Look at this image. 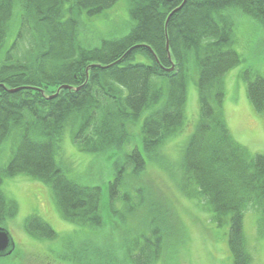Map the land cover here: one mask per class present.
Returning a JSON list of instances; mask_svg holds the SVG:
<instances>
[{
	"label": "trees",
	"instance_id": "16d2710c",
	"mask_svg": "<svg viewBox=\"0 0 264 264\" xmlns=\"http://www.w3.org/2000/svg\"><path fill=\"white\" fill-rule=\"evenodd\" d=\"M117 1L0 0V153L12 147L7 163L0 162V186L16 175L41 181L63 220L99 228L100 189L75 183L55 162L63 131L82 152H117L130 143L128 127L143 116L141 149L151 155L182 127L186 83L195 69L199 116L181 156L195 192L186 195L227 226L232 264H251L243 217L256 211L258 236H264V156H250L229 134L222 81L240 63L228 11L264 28V0H124L125 22L107 30L100 46L83 44V17H98ZM247 81V98L264 116V77ZM144 159L133 149L121 167L114 163L107 192L113 195L126 171L140 172ZM16 212L0 187V224ZM25 229L39 239L55 235L34 216ZM156 241L142 242L133 264H152L159 256Z\"/></svg>",
	"mask_w": 264,
	"mask_h": 264
},
{
	"label": "rangeland",
	"instance_id": "374dc122",
	"mask_svg": "<svg viewBox=\"0 0 264 264\" xmlns=\"http://www.w3.org/2000/svg\"><path fill=\"white\" fill-rule=\"evenodd\" d=\"M114 4L98 17H83L84 29L78 36L83 44L100 46L107 30L125 22L127 3L119 0ZM228 13L232 15V49L239 54L240 63L224 76L223 117L237 144L249 155L264 156V116L254 111L246 95L247 79L264 77V28L240 11ZM122 28L119 26V32ZM189 73L183 125L151 155L141 149L143 116L128 127L130 143L117 152H82L71 142L70 131H63L55 162L70 180L100 189L103 223L99 228L63 220L50 188L41 181L22 175L3 181L1 193L16 204L17 213L0 224L14 243L13 252L0 257V264H133L138 246L147 240L159 243V256L152 264H232L227 226L212 220L201 202L186 195L194 194L195 189L184 178L181 156L199 115L197 73L195 69ZM8 148L0 153L4 164L12 150L9 143ZM133 149L143 153L145 166L135 174L126 171L110 195L107 188L114 183V163H122ZM256 215V211L244 214L243 232L253 257L251 264H264V236H258ZM29 216L41 218L56 235L41 241L26 233L24 224ZM138 257L142 259V255Z\"/></svg>",
	"mask_w": 264,
	"mask_h": 264
},
{
	"label": "water",
	"instance_id": "95a60500",
	"mask_svg": "<svg viewBox=\"0 0 264 264\" xmlns=\"http://www.w3.org/2000/svg\"><path fill=\"white\" fill-rule=\"evenodd\" d=\"M170 15H172V13ZM166 47H168V45ZM61 88L67 89V87H65V86L60 87V89ZM60 89H58V90H60ZM18 90L19 89L11 90V92H15ZM10 238L11 237L9 236V234L6 231L0 229V257H4V256L6 257V256L10 255V253L12 252L14 246H13L12 239H10Z\"/></svg>",
	"mask_w": 264,
	"mask_h": 264
},
{
	"label": "bare ground",
	"instance_id": "6f19581e",
	"mask_svg": "<svg viewBox=\"0 0 264 264\" xmlns=\"http://www.w3.org/2000/svg\"><path fill=\"white\" fill-rule=\"evenodd\" d=\"M186 2L182 3L181 6L178 7V9H180L182 7V5H185ZM173 13H176L177 11H172Z\"/></svg>",
	"mask_w": 264,
	"mask_h": 264
}]
</instances>
